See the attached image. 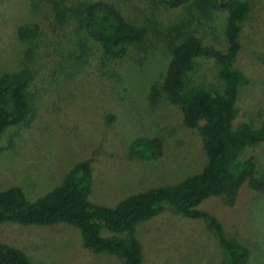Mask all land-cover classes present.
<instances>
[{"label": "rangeland", "instance_id": "374dc122", "mask_svg": "<svg viewBox=\"0 0 264 264\" xmlns=\"http://www.w3.org/2000/svg\"><path fill=\"white\" fill-rule=\"evenodd\" d=\"M52 0H0V76L26 70L29 111L25 120L0 136V191L19 187L36 201L61 185L81 161L92 170L89 200L114 207L131 194L167 187L198 174L206 164L201 138L183 123L162 82L171 58L170 42L194 34L225 51V14L201 15L192 5L172 8L170 0H105L115 4L140 37L122 58L87 47L68 23L56 26ZM54 1V0H53ZM66 6L81 0H57ZM250 10L242 23L235 67L243 74L235 125L264 123V0H241ZM64 5V6H65ZM33 26V27H31ZM38 27L33 39L19 28ZM184 89H221L217 66L198 59L183 78ZM9 104V101L7 102ZM162 140V155L141 160L133 152L139 138ZM264 170V143L242 151ZM198 210L214 218L226 240L247 252L243 264H264V194L244 184L233 206L218 197ZM141 264H231L210 223L165 207L138 224ZM0 243L23 253L29 264H123L84 246L72 225L1 224Z\"/></svg>", "mask_w": 264, "mask_h": 264}, {"label": "trees", "instance_id": "16d2710c", "mask_svg": "<svg viewBox=\"0 0 264 264\" xmlns=\"http://www.w3.org/2000/svg\"><path fill=\"white\" fill-rule=\"evenodd\" d=\"M64 5L51 1L56 26L70 23L81 39L80 44L87 49L91 42L106 57L119 59L126 53L125 45L140 37L139 31L111 2L81 0ZM168 5H192L201 15L225 14L226 50L206 45L187 33L182 40L170 42L171 58L162 82L167 101L179 108L185 127L196 130L201 138L206 157L202 171L174 185L131 194L116 206L105 207L89 200L92 170L88 161H81L66 174L60 186L36 201L27 200L19 187L0 191V225L65 223L80 230L84 246L93 252L112 254L121 258L123 264H141L136 227L169 207L186 217L205 218L229 254L231 264L246 261V250L226 240L218 222L197 207L210 197L233 206L244 184L264 194V170L256 171L253 158L240 159L244 149L264 143V123L259 128L246 123L235 125L238 94L245 82L235 61L241 50L242 23L250 6L241 0H170ZM31 27H20L18 36L24 40L35 38L38 27ZM198 59L215 63L223 82L221 89H184V75L194 69ZM26 73L23 70L0 76V136L8 127L20 125L27 116ZM162 147L159 138H139L132 150L141 160H155L162 155ZM0 264L29 262L21 251L0 243Z\"/></svg>", "mask_w": 264, "mask_h": 264}]
</instances>
